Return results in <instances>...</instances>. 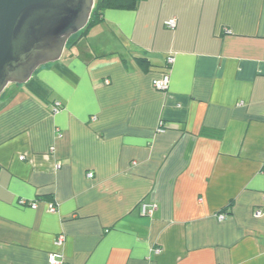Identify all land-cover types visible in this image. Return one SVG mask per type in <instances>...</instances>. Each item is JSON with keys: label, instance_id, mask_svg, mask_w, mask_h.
Segmentation results:
<instances>
[{"label": "crops", "instance_id": "0c3cea01", "mask_svg": "<svg viewBox=\"0 0 264 264\" xmlns=\"http://www.w3.org/2000/svg\"><path fill=\"white\" fill-rule=\"evenodd\" d=\"M6 100L0 264H264V0L106 9Z\"/></svg>", "mask_w": 264, "mask_h": 264}, {"label": "water", "instance_id": "95a60500", "mask_svg": "<svg viewBox=\"0 0 264 264\" xmlns=\"http://www.w3.org/2000/svg\"><path fill=\"white\" fill-rule=\"evenodd\" d=\"M95 0H0V96L58 61L88 23Z\"/></svg>", "mask_w": 264, "mask_h": 264}, {"label": "built area", "instance_id": "2783aa9c", "mask_svg": "<svg viewBox=\"0 0 264 264\" xmlns=\"http://www.w3.org/2000/svg\"><path fill=\"white\" fill-rule=\"evenodd\" d=\"M165 26L168 27V28H174L176 26V23L174 20H169L165 23ZM173 62V57L172 56H167L165 58V69H164V72L162 74V76L159 78V79H155L152 81V86L155 90L157 91H167L168 89V86H169V82H170V77H169V72H170V65L172 64ZM61 104L57 101H55L53 103V106H52V113H57L60 109H61ZM165 127L163 124L160 123L159 127H158V130L161 131L163 130ZM22 160V159H21ZM61 165H56V169H59ZM87 177L90 179V178H93V173H87ZM262 201L264 203V192H263V195H262ZM20 205H27V206H30L32 209H36L37 208V204L36 203H30V204H27L25 201H20L19 202ZM153 206L152 205H147L145 203H139L138 205V209L140 211L141 214H151L152 211H153ZM47 211L50 212V213H55L56 212V206L53 205V204H48L47 205ZM262 214V210H257L254 215L256 217H259L261 216ZM220 218H223L222 216H220ZM64 240H65V237L63 235H59L58 237H56L55 241H54V245L56 247H61L62 244L64 243ZM156 253H159V250H156L155 251ZM57 255L56 254H50L48 256V264H62V262L58 261L57 260Z\"/></svg>", "mask_w": 264, "mask_h": 264}, {"label": "trees", "instance_id": "16d2710c", "mask_svg": "<svg viewBox=\"0 0 264 264\" xmlns=\"http://www.w3.org/2000/svg\"><path fill=\"white\" fill-rule=\"evenodd\" d=\"M141 0H95L94 6L88 20L87 25L84 29L77 33L76 37H83L86 35L89 29L98 25L101 22L102 12L106 9H117V10H133ZM74 43H68L66 48L72 46ZM11 91V90H10ZM10 92L4 93L0 96V108L5 106L7 103V96Z\"/></svg>", "mask_w": 264, "mask_h": 264}, {"label": "rangeland", "instance_id": "374dc122", "mask_svg": "<svg viewBox=\"0 0 264 264\" xmlns=\"http://www.w3.org/2000/svg\"><path fill=\"white\" fill-rule=\"evenodd\" d=\"M76 35H77V34L71 36V37L69 38V40H68V43L73 42V41L77 38ZM12 88H13V85H9V86L6 88L5 93L10 92V90H11Z\"/></svg>", "mask_w": 264, "mask_h": 264}]
</instances>
